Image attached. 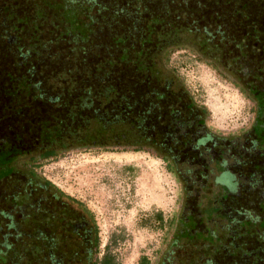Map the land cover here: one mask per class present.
I'll return each mask as SVG.
<instances>
[{
  "label": "rangeland",
  "instance_id": "rangeland-1",
  "mask_svg": "<svg viewBox=\"0 0 264 264\" xmlns=\"http://www.w3.org/2000/svg\"><path fill=\"white\" fill-rule=\"evenodd\" d=\"M83 1L1 0L0 147L2 141L7 140L22 149L38 148L39 124L53 120L55 114L66 112L64 102L56 106L58 98L72 103L82 94V88L92 84L99 86L97 78H91L90 82L87 78L92 76L90 67L102 59L117 57L123 53V48L128 51L120 57L121 62L127 58L129 62L142 66L141 61L146 64L157 58L155 46L144 52L148 44L139 52L142 54L140 60L128 56L142 48L146 25L152 15L161 12L162 2L142 0V5L135 10L128 7V0H94L82 6ZM5 3H9L7 9L11 16L8 14L7 17ZM134 3L132 0V6ZM11 4H15L14 9L9 6ZM33 11L34 16L30 17ZM118 11L121 14L118 15ZM100 14L106 15L104 20L100 19ZM92 17L98 18L99 22ZM85 34L89 35L86 40ZM120 35L127 39L126 46L117 48L112 38L115 36L113 39L118 41ZM152 35H147L146 39ZM15 37L19 47L7 43V40L14 41ZM164 54L161 53L163 57ZM154 63L153 73L166 72L168 78L186 89L195 103L207 111L204 115L205 131L208 129L216 137L224 138L225 145L209 141L203 145L200 143L201 157L192 149L179 152L182 180L170 172L168 162L156 152H136L120 147L73 148L38 161L36 156L35 171L88 206L99 227L100 257L109 250L116 264H140L142 257H147L150 264H246L247 261L259 264L264 253V248L259 246L264 244V199L260 200L264 197V124L260 123L254 129L259 146L255 152L257 145L252 146L250 140L254 139L256 103L243 94L233 79L215 63L205 60L193 49L174 48L164 63ZM99 65L101 68L102 64ZM65 71H73L79 80L75 91H68L66 97L65 85L51 80ZM22 76L30 79L27 87L32 88L33 93L23 92L26 85L21 83H26V77L18 80L19 86L9 83L10 77L17 81ZM42 76L48 79L44 80ZM15 86L18 87L17 94L13 97ZM5 88L12 94L6 96ZM245 148L250 150L248 159L244 166L238 167L236 161ZM7 149L13 156L16 153L23 159L35 154L13 147ZM221 150L229 156L226 158L230 165L236 162L232 170L236 175L226 172L222 175V166L215 162ZM211 153L214 155L209 162L212 173L204 179L206 185L201 190L194 187L191 179L201 180L196 175L205 160L209 161ZM15 157H6L13 171L7 173L3 168L0 173L3 178L12 176L0 182L2 211L11 207L6 205V198L17 179L24 177L21 172L22 175L17 174L15 163L20 157ZM236 176L246 178L247 182L235 183ZM21 185L23 187L25 183ZM244 215V218L239 217ZM176 218L183 223L182 231L176 236L182 241L172 248L170 241ZM5 222L7 220L0 216V229ZM6 232L5 227L0 231V246L9 250L6 238L3 242ZM43 238L40 235V239ZM33 249L35 251L28 256L32 264L38 261L40 264L56 263L51 255L49 258L43 256L46 255L43 247ZM13 254L12 251L7 258ZM0 260V264L10 262L3 256Z\"/></svg>",
  "mask_w": 264,
  "mask_h": 264
},
{
  "label": "trees",
  "instance_id": "trees-1",
  "mask_svg": "<svg viewBox=\"0 0 264 264\" xmlns=\"http://www.w3.org/2000/svg\"><path fill=\"white\" fill-rule=\"evenodd\" d=\"M93 1L84 0L82 6L87 5L86 3H93ZM134 1V6H132V0H128V7L137 10L138 6L142 5V0ZM156 1L162 2L164 7L160 13L152 15L147 23L146 32L141 40L142 48L137 50V53L129 51L128 58L140 60L142 54L139 52H142L147 44L149 47H146L144 52L151 50L152 46L157 49L155 53L157 58L154 57L157 65L164 63L168 53L174 48L193 49L205 60L215 63L225 75L233 79L234 84L243 94L256 103L257 113L252 132L257 137L255 126L260 123L264 124V0ZM102 10L106 11L105 8ZM117 14L121 13L118 11ZM105 16V14H100V19L104 20ZM92 18L99 22L98 18ZM85 32L88 33V31ZM151 33L152 37L147 40L146 36H150ZM85 36L86 40L89 35L85 34ZM113 38L112 42L117 48L126 46L125 36L120 35L118 41ZM11 42L7 40V43ZM122 50L123 53L128 51L127 48ZM161 53H165L164 57ZM122 54L114 58H104L90 67L89 74L92 76H88L87 82L94 77L99 81V86L95 87L92 84V86L82 88V94L72 103L65 100V113L55 114L53 120H45L39 124L36 137L39 151L25 157L33 164L32 172L38 174L35 171L37 169L35 164L39 159L47 160L56 156L60 151L73 148L120 147L136 152L143 150L156 152L168 162L170 172L182 180L178 153L192 149L201 157L202 153L198 149V144L203 142V137L212 139L214 144L216 141L218 144L219 140L223 139L216 137L208 129L205 131L207 127L204 115L207 111L195 103L186 89L168 78L166 72H152L151 68L155 65L153 59L146 64L141 61L142 66H140L134 61L129 62L127 58V61L122 60L121 62ZM99 64H102L101 68H98ZM75 75L73 71H65L58 73L51 80H57L58 84L65 85L66 97L68 91H75V84L79 82ZM22 77L17 78V81L10 77L9 83H17L19 86L18 80L26 77V83H21L26 85L23 92H31L32 88L27 87L31 83L28 81L30 79L27 76ZM42 78L48 79L47 76H42ZM66 85L69 87L67 88ZM17 88L16 91H12L13 94L8 93L5 88L3 89L4 94L6 96L12 94L14 97L17 94ZM5 141L7 140L2 141L3 144L6 143ZM177 148H179L178 151H176ZM9 152H0L2 153L0 154V165L3 166L0 173L3 170L7 173L12 170L8 165L10 160L7 161L6 157L12 159L16 158L15 156L21 157L16 153L13 156ZM36 156L37 161L34 160ZM213 156L211 153L208 157L209 161L204 159L205 163L196 175L201 180L191 179L194 187H199L201 190L205 188L204 179L212 173L209 169V162ZM1 176L0 174V178H3ZM37 176L42 178L40 175ZM257 182H260L259 179ZM44 183L51 187L54 194L79 205L88 220L93 223L94 253L89 254L85 264H116L115 257L109 250L103 257H100L99 227L88 206L64 193L51 182ZM262 199L264 197L260 200ZM239 217L244 218L245 215ZM179 218L173 221L176 228L170 241L172 248L182 241L176 237L183 229V223ZM30 238H26L27 242H30ZM20 242L22 243L19 239L18 243ZM259 246L264 248V244ZM41 247L42 245L39 244L36 249L40 250ZM33 251L35 249L20 250L21 263L16 264H32L28 256ZM44 251H47L45 247ZM262 256L263 259L259 264H264V253ZM37 263L40 264V261ZM140 264L150 263L147 257H142ZM246 264H249L248 261Z\"/></svg>",
  "mask_w": 264,
  "mask_h": 264
},
{
  "label": "flooded vegetation",
  "instance_id": "flooded-vegetation-1",
  "mask_svg": "<svg viewBox=\"0 0 264 264\" xmlns=\"http://www.w3.org/2000/svg\"><path fill=\"white\" fill-rule=\"evenodd\" d=\"M8 4L5 3V11L7 12V17L8 14L11 16V14L8 13ZM14 5L11 4L9 6H11V9H14ZM34 13L35 11L31 12L30 17H33ZM5 18L6 16H4L3 20ZM11 43H15V45L17 46L16 37ZM35 52L37 53L38 50ZM51 99L49 100L51 101ZM34 100H37V98H35ZM63 102L65 103L64 99L61 100L59 97L56 101V106L62 105ZM253 137L254 139L250 140V144L254 147L257 145V148H255V152H258V138L255 136ZM224 140V138L223 140H219V143L225 145ZM202 141V145L205 144L204 142L206 141L213 143L212 139H208L206 137H203ZM5 142L6 143L0 147V152L2 153L9 152L10 150L7 149L8 147L18 148L23 152L30 153H37L39 151L38 146V148H35L33 150H26L19 148L18 146H14L7 141ZM6 145L8 146L6 147ZM251 149L254 150L253 147ZM252 150L251 153H253ZM248 153H250V150H248V148H245L244 151L239 154L238 161H236L238 167L245 165L244 163L246 162L245 160L248 159ZM223 154L224 153L221 150L219 154L220 156H218L215 160V162L219 163V165L222 166L224 170L222 172V175L225 172L228 173V175H236L232 171L234 169L233 166L236 162L230 165V163L228 162L229 156L224 154L225 156L223 157ZM226 156L228 157V159L226 158ZM21 161L23 162L22 164H20ZM27 161L30 162V160L20 157V160L15 163V167L17 169L16 171L18 172L17 174L21 172L24 177L23 179H17L16 183L18 185L16 183L14 184L10 195L6 198V205L11 207H9V209L6 211L0 210V216L7 220L4 226L7 229V232L3 237V242L6 238L8 246L10 247V249L7 250L0 246V257H6L7 262L10 261L8 264L21 263L22 254L20 253V250L28 251L30 250V246H33V248H37L41 243L40 240H42L40 239L41 235L42 237H44L42 240V247L45 245L44 247L47 249V251L45 252L46 255L43 254V256L49 258V255H51L53 260H56L55 264H85L86 258L89 256V254L93 255L94 253L93 223L88 220L87 215L82 209H80L79 205L68 202L64 198L59 197V195L54 194L51 187L47 186L46 183H44L49 180L43 177L39 178L37 176L38 174L32 172L31 166L33 164L32 162L27 163ZM1 166L2 165H0V169ZM9 168L12 169L10 171L12 172L13 168L11 166H9ZM239 175H241L240 172ZM11 177L12 176H6L5 178H0V182H3L5 179H10ZM236 177L237 179L235 178L233 180L235 183L239 181H241V183H244L246 180V178L244 177L243 179H241V176ZM22 183H25L23 187L21 185ZM55 187L57 186L55 185ZM4 227L1 225L0 231H2ZM26 238H30V242H27ZM19 239L23 244L21 242L18 243ZM12 251L14 252V256L12 255L11 258H7V256H9ZM5 253L9 254H7L6 256Z\"/></svg>",
  "mask_w": 264,
  "mask_h": 264
}]
</instances>
